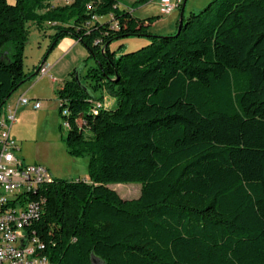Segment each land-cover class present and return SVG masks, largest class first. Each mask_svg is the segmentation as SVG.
I'll return each mask as SVG.
<instances>
[{
    "label": "trees",
    "instance_id": "trees-1",
    "mask_svg": "<svg viewBox=\"0 0 264 264\" xmlns=\"http://www.w3.org/2000/svg\"><path fill=\"white\" fill-rule=\"evenodd\" d=\"M30 21L57 28L41 61L71 35L96 62L57 90L89 178L40 187L49 264H264V0H212L120 55L111 41L147 35L152 18L119 0H0L1 115L32 76ZM100 90L117 105L94 113ZM129 182L138 198L109 186Z\"/></svg>",
    "mask_w": 264,
    "mask_h": 264
},
{
    "label": "rangeland",
    "instance_id": "rangeland-1",
    "mask_svg": "<svg viewBox=\"0 0 264 264\" xmlns=\"http://www.w3.org/2000/svg\"><path fill=\"white\" fill-rule=\"evenodd\" d=\"M14 1V0H13ZM137 0H119V6L122 9L131 10L134 15L140 19L152 18L148 26V34L141 36L118 37L111 41L110 48L116 52V55L135 51L151 42V35H172L179 30V21L182 14V7L179 6L171 13L162 14L159 8V0H148L144 3ZM179 1L183 4L184 0ZM212 0H186L184 6V17H188L191 12H198L207 6ZM64 4L63 0H59ZM57 4L56 0H52ZM107 20V17L101 19ZM29 40L24 50V69L28 73H35L34 67L42 57L43 49L46 43L52 40V35L57 28L30 21ZM51 35V36H50ZM50 44V43H49ZM47 50V49H46ZM45 50V52H46ZM85 65V67H84ZM93 57L85 56L77 67H84L83 75L86 74L90 66H95ZM33 76L32 78H34ZM45 95L41 96L42 107L34 108L21 105L16 113V118L12 123V135L19 144L18 155L26 163H39L45 165L55 177L59 178H89V161L86 156H73L68 152L64 140L67 134L65 118L60 111L59 98L57 90L46 86ZM96 98H101L106 109L114 108L117 105L116 97L107 91H97ZM17 100L9 98L3 107L2 115L8 112L9 107L16 106ZM9 123H11L9 121ZM109 186L115 189L121 197L132 199L138 198L141 194V184L138 182L129 183H111ZM95 264H102L101 260H95Z\"/></svg>",
    "mask_w": 264,
    "mask_h": 264
},
{
    "label": "built area",
    "instance_id": "built-area-1",
    "mask_svg": "<svg viewBox=\"0 0 264 264\" xmlns=\"http://www.w3.org/2000/svg\"><path fill=\"white\" fill-rule=\"evenodd\" d=\"M179 4V1L159 0L160 12L171 13ZM49 69L50 64L43 62L38 74L45 75ZM29 103L30 98L22 95L15 108L9 107L8 112L0 116V264H49L44 253L46 243L33 227L41 219L45 202L44 196H38L40 187L52 181L54 175L43 164L23 160L11 132L18 106ZM102 104L97 101L92 111L97 113ZM34 106L39 108L41 101H36ZM63 111L68 113L67 108ZM65 126L69 123L65 122Z\"/></svg>",
    "mask_w": 264,
    "mask_h": 264
},
{
    "label": "crops",
    "instance_id": "crops-1",
    "mask_svg": "<svg viewBox=\"0 0 264 264\" xmlns=\"http://www.w3.org/2000/svg\"><path fill=\"white\" fill-rule=\"evenodd\" d=\"M57 3L59 0H56ZM66 2V0H63ZM120 5V4H119ZM107 17V20L111 18L110 16H104L101 19ZM51 36V35H50ZM50 40L46 43L45 48L43 49L42 55H44L45 50L47 49ZM90 51L85 47V45L75 37L71 35H66L62 37L54 49L47 55L46 59L42 60L40 57L38 63L34 67V72L32 76L26 80L13 94L10 98H15L19 100L20 96L25 95L30 98L29 104H20L18 108L23 105L34 107V103L38 100L41 101V96L45 95L44 89L46 86L55 88L56 90L62 88L72 71L78 70L77 64L84 59L85 56H89ZM43 62L50 64V69L47 74L40 75L38 74L39 65ZM85 67V65H84ZM82 67L79 71L84 72ZM31 74V73H30ZM35 76L34 78H32ZM16 102V105H17ZM42 107V103L41 106ZM39 107V108H40ZM12 127V126H11ZM12 132V129H11Z\"/></svg>",
    "mask_w": 264,
    "mask_h": 264
},
{
    "label": "water",
    "instance_id": "water-1",
    "mask_svg": "<svg viewBox=\"0 0 264 264\" xmlns=\"http://www.w3.org/2000/svg\"><path fill=\"white\" fill-rule=\"evenodd\" d=\"M185 4H186V0H184V2H183V6H182V14H181L180 21H182V19H183V17H184L183 12H184V6H185ZM79 70H80V69L77 70V74H76L77 77H78V74L80 73ZM0 115H1V112H0Z\"/></svg>",
    "mask_w": 264,
    "mask_h": 264
},
{
    "label": "clouds",
    "instance_id": "clouds-1",
    "mask_svg": "<svg viewBox=\"0 0 264 264\" xmlns=\"http://www.w3.org/2000/svg\"><path fill=\"white\" fill-rule=\"evenodd\" d=\"M13 2V0H9V3H12Z\"/></svg>",
    "mask_w": 264,
    "mask_h": 264
},
{
    "label": "bare ground",
    "instance_id": "bare-ground-1",
    "mask_svg": "<svg viewBox=\"0 0 264 264\" xmlns=\"http://www.w3.org/2000/svg\"><path fill=\"white\" fill-rule=\"evenodd\" d=\"M1 116V115H0Z\"/></svg>",
    "mask_w": 264,
    "mask_h": 264
}]
</instances>
